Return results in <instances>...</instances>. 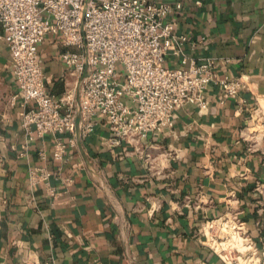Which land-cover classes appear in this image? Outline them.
<instances>
[{
	"label": "crops",
	"instance_id": "obj_1",
	"mask_svg": "<svg viewBox=\"0 0 264 264\" xmlns=\"http://www.w3.org/2000/svg\"><path fill=\"white\" fill-rule=\"evenodd\" d=\"M164 1L182 4L170 16L190 38L186 53L246 87L224 99L211 84L203 106L177 110L139 146L110 148L99 117L91 134L58 136L63 162L56 135L29 139L23 127L34 105L17 96L0 24V264H222L202 229L233 212L264 251V0ZM67 49L55 35L39 48L55 96L71 79Z\"/></svg>",
	"mask_w": 264,
	"mask_h": 264
},
{
	"label": "built area",
	"instance_id": "obj_2",
	"mask_svg": "<svg viewBox=\"0 0 264 264\" xmlns=\"http://www.w3.org/2000/svg\"><path fill=\"white\" fill-rule=\"evenodd\" d=\"M181 7L164 0H0L17 96L34 105L22 115L29 139L76 128L88 135L102 117L110 148L139 146L149 133L172 126L177 110L203 106L211 84L220 85L224 99L236 96L246 87L241 77H219L212 58L186 53L190 38L170 16ZM47 35L74 48L62 52L71 79L59 96L49 92L42 70L39 48ZM66 148L58 137L56 161H64ZM50 176L43 172L38 180ZM202 232L222 264H264V251L238 212L208 220Z\"/></svg>",
	"mask_w": 264,
	"mask_h": 264
}]
</instances>
